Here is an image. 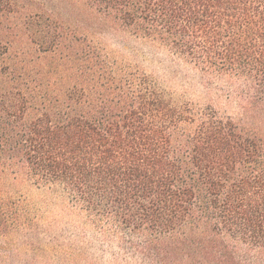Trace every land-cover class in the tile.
<instances>
[{
  "label": "trees",
  "instance_id": "16d2710c",
  "mask_svg": "<svg viewBox=\"0 0 264 264\" xmlns=\"http://www.w3.org/2000/svg\"><path fill=\"white\" fill-rule=\"evenodd\" d=\"M76 4L69 24L0 0V264H264V0ZM108 32L168 52L200 95L110 61ZM11 178L76 232L4 198Z\"/></svg>",
  "mask_w": 264,
  "mask_h": 264
},
{
  "label": "rangeland",
  "instance_id": "374dc122",
  "mask_svg": "<svg viewBox=\"0 0 264 264\" xmlns=\"http://www.w3.org/2000/svg\"><path fill=\"white\" fill-rule=\"evenodd\" d=\"M42 2L48 6L54 15L69 24H78L80 18L87 17L80 9V6L76 4L77 0H35ZM94 41L102 48L107 58L113 63L119 66H131L132 68H139L148 74H153L158 77L168 88L178 92L184 93L188 88L190 89L191 98H196L193 94L200 95V88L195 86L196 83L187 80L184 77L188 76L189 69L185 65H180L172 60L168 52L159 50L152 44L137 40L129 34L108 32L105 34H97L94 37ZM178 72V76L175 72ZM227 101L223 98L222 105H226ZM227 108V105H226ZM1 193L4 198L13 197L15 199L27 200L32 209L41 210L40 212L48 216V220H57L54 227L55 233H59L61 230L68 232V235L76 232V228L79 227L80 221L74 216L64 214L60 212L57 204L52 202V199L45 194L46 192H40L29 186H21L17 184L12 178L8 179L1 186ZM58 217V219H56ZM71 228V229H70ZM78 229V228H77ZM16 242H21L18 237ZM5 240L0 239V245H3ZM46 248V246H45ZM30 257L24 255V258ZM51 254H49L45 260L49 262L51 260ZM112 257H106L105 264H109Z\"/></svg>",
  "mask_w": 264,
  "mask_h": 264
}]
</instances>
